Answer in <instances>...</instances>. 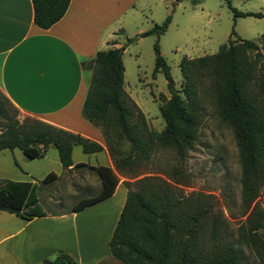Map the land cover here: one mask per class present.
Listing matches in <instances>:
<instances>
[{
	"label": "trees",
	"instance_id": "obj_1",
	"mask_svg": "<svg viewBox=\"0 0 264 264\" xmlns=\"http://www.w3.org/2000/svg\"><path fill=\"white\" fill-rule=\"evenodd\" d=\"M224 1L233 19L250 16L264 20V12L238 11L230 0ZM69 3L70 0H32L34 24L41 29L49 28L66 13ZM169 17L141 37L165 33ZM230 36H236L233 29ZM259 39L256 43L230 38L213 54L182 58L181 91L173 94L170 90L171 96L160 110L164 128L158 134L150 133L143 113L123 89L124 67L117 48L98 51L93 59L81 63L84 70L91 72L81 115L104 134L116 173L127 172L148 159L156 144L170 148L175 156L168 180L144 175L132 183L124 182L125 203L109 241L113 260L121 264H242L244 247L254 255L256 264H264V208L258 202L264 187V68L258 65L259 59H264V34ZM153 52L154 74L162 72L171 88L173 78L157 43ZM201 99L213 104L220 121L231 128L239 149L243 220L236 227L235 241L229 243L223 240L227 220L219 199L212 193L183 192L192 182V175L182 162L196 141ZM18 113L0 91V151L16 149L26 158L36 159L42 158L52 146L61 167L68 170L73 164L74 146H79L83 154L102 150L94 141L38 119L27 117L20 121ZM123 141L128 144L125 154L118 150ZM75 167L94 172L100 190L79 201L73 212L113 193L118 178L111 168L81 163ZM56 178L53 173L47 174L42 182ZM36 191L31 182L0 180V211L26 220L44 216ZM49 263L74 264L75 260L65 252H58Z\"/></svg>",
	"mask_w": 264,
	"mask_h": 264
},
{
	"label": "crops",
	"instance_id": "obj_2",
	"mask_svg": "<svg viewBox=\"0 0 264 264\" xmlns=\"http://www.w3.org/2000/svg\"><path fill=\"white\" fill-rule=\"evenodd\" d=\"M137 1L70 0L59 20L41 29L33 22L32 0H0L1 93L20 114L79 134L102 146L99 152L84 154L83 160L73 159L72 148L73 164L68 170L62 168L61 175H56L58 178L77 169L88 170L75 167L80 163L114 171L101 130L81 115L91 79V72L84 70L81 63L93 59L98 51L123 48L121 61L126 81L123 54L125 42L130 38L120 21L136 12ZM153 25H157L154 20L146 29L135 28V32L141 36ZM124 81V91L145 120L149 124L156 122L155 126L160 127L157 131L162 130L161 116L150 114L147 105L130 95ZM4 151L8 150L0 151V155ZM90 172L91 182L96 185V190L89 195L93 196L98 194L100 182L98 176ZM114 174L118 180L113 193L81 211L45 213L29 220L0 211V264H44L45 260H54L58 252L72 256L74 264L105 263L111 258L109 241L127 194L126 178L116 171Z\"/></svg>",
	"mask_w": 264,
	"mask_h": 264
},
{
	"label": "rangeland",
	"instance_id": "obj_3",
	"mask_svg": "<svg viewBox=\"0 0 264 264\" xmlns=\"http://www.w3.org/2000/svg\"><path fill=\"white\" fill-rule=\"evenodd\" d=\"M230 2L238 11L264 12V0ZM135 7L136 12L132 13L130 20L127 15L120 21L131 40V43L125 42L126 51L123 54L126 66L124 85L130 95L149 107L150 114L159 117V110L171 95L163 73L154 74L155 43L170 69L175 93L181 91L182 76L178 64L182 58L194 59L213 54L230 38L236 39L237 36L259 43L258 37L264 34L263 19L250 16L233 19V13L224 0H138ZM167 16H170L167 30L159 37H141L135 32L137 27L146 29L152 20L159 25ZM232 29L237 36H230ZM258 65L264 68L263 58L259 59ZM262 79L264 80V76ZM180 95L182 96L181 93ZM199 110L201 117L196 141L182 162L184 169L192 175V182L183 188V192L212 193L219 199L227 220V233L223 240L229 243L235 241L236 227L243 220L240 208L239 149L231 128L220 121L211 102L201 99ZM25 118L27 116L18 113L17 119L21 121ZM146 123L152 134L163 130L158 132L160 127L157 128L154 121ZM152 125L155 127H151ZM102 135L104 138L103 133ZM73 148L74 160L85 159L79 146ZM127 148L128 144L123 141L118 150L125 154ZM47 150L43 158L36 159H28L16 149L4 151L0 155V179L34 183L37 187L38 204L47 214L71 211L79 201L93 197L94 195H89L96 190V185L91 182V172L88 170L77 169L66 172L62 178L57 177L49 183L42 182L47 174L60 176L62 171L57 151L52 146ZM174 162L172 150L156 144L148 159L119 175L126 178L124 182L128 183L144 175H156L168 180L170 167ZM258 202L264 208V187L260 191ZM241 255L242 264H256L254 255L248 249L243 247ZM108 260L105 264H121L112 257Z\"/></svg>",
	"mask_w": 264,
	"mask_h": 264
},
{
	"label": "water",
	"instance_id": "obj_4",
	"mask_svg": "<svg viewBox=\"0 0 264 264\" xmlns=\"http://www.w3.org/2000/svg\"><path fill=\"white\" fill-rule=\"evenodd\" d=\"M121 53H122V50L121 49H118V54L121 55ZM170 90L174 94V89L172 87L170 88ZM44 264H50V263H46L45 262Z\"/></svg>",
	"mask_w": 264,
	"mask_h": 264
}]
</instances>
